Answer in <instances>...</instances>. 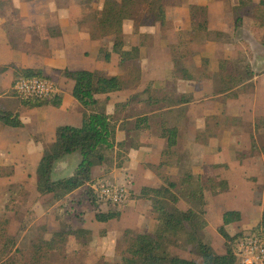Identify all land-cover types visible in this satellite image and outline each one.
Segmentation results:
<instances>
[{"label": "trees", "instance_id": "16d2710c", "mask_svg": "<svg viewBox=\"0 0 264 264\" xmlns=\"http://www.w3.org/2000/svg\"><path fill=\"white\" fill-rule=\"evenodd\" d=\"M0 5L7 6L2 5V2ZM82 6L83 16L80 24L90 23L91 38L100 39L112 36V50L102 46L99 50L100 58L110 62L112 54L117 53L120 56L119 66L124 73L109 75L103 70H72L69 68L62 70L66 78L74 81L73 96L85 108L83 121L81 126L65 124L57 127L55 141L45 149L37 166V190L42 195L50 194L55 201H59L67 194L93 182L92 173L95 166L102 167L105 172H109L115 165L122 167L129 150L140 147L141 130L149 129L154 134L167 139L161 162L158 165H151V168L163 180V184L156 187L143 186L139 197L147 200L151 206L150 214L155 221L154 229L147 232L126 228L123 239L117 247L120 260L105 264H239L234 253V245L237 240L246 236L264 235V212L260 223L251 228L250 232L239 231L231 235L227 231L226 225L240 221L242 216L238 210L225 211L223 223L218 228L225 239V252L217 253L212 244L204 238L205 229L208 225L205 218L207 206L205 187L208 186L210 193L217 196L230 190L229 181L212 175L194 174L191 169L184 172L181 170L178 176L168 175L164 172V168L175 164L174 157L177 158L178 162L181 160L179 157L180 146H178L179 130L169 118L174 112L183 110L182 108L175 110L174 107L188 102V95H175V93L162 88L147 87L144 92L148 93L149 96L146 99H141L140 94H137L127 101L118 102L115 104L113 113L107 111L109 97L106 99L96 98L97 95L109 94L139 85L141 72L139 66L138 69L135 67L137 68L136 65L140 59V49L137 46L129 49L126 47L124 23L126 20H133L135 31L141 25L155 22L165 24L166 6L163 0H105L103 7L99 10H93L89 3ZM234 11L237 23L242 21L244 16H247L264 26V0L258 2L239 0ZM191 17L193 21V28L189 35L191 42L218 38L212 37V32L208 29L206 6L191 5ZM89 19L90 22H88ZM49 29L51 35L54 36L56 34L55 28L50 27ZM203 32L208 35V38H203ZM222 34L221 32L216 33V35L221 36ZM203 61L205 68L208 61L207 59ZM230 63L231 60L229 59L221 60V72L218 76L216 75L217 77L215 76L217 83L221 84V91H227L245 83L254 74L250 70V65H247L245 74L235 73L230 70ZM175 66V75L186 79L196 77V74L193 75L185 66H181L176 61ZM202 71L204 70H199V72ZM20 73V76L25 77L48 78L44 76L41 70L34 68H24ZM198 76L203 77L204 75L199 74ZM14 94L22 100L25 106L30 108L46 105L58 107L63 102L60 94L46 99L24 97L15 90ZM236 95V92L230 93V97ZM163 108L169 109L161 110ZM211 120L214 121L213 124L207 123L209 137L210 134L215 136L216 126L221 124L218 121V116L211 117ZM0 123L13 127L23 126L18 114L1 110ZM119 131L125 133L121 140L117 136ZM209 137H204L203 140L207 141ZM200 138L199 134V140ZM76 151L81 152L83 159L74 173L70 176L53 178L57 162ZM113 155H116L115 158L117 159L115 165H113ZM14 172L13 166L0 165L1 177L13 176ZM87 191L93 194L92 202L96 208H99L102 204L93 189H87ZM180 200L187 201L190 206L184 209L179 207ZM121 215L122 211L96 209L95 219L100 222H109L120 219ZM3 225L4 223L0 221V241L5 237ZM89 233L90 230L86 228L56 231L51 239L43 238L41 243L34 244V254H40L44 249V252H47L58 248L60 242L65 243L71 235L82 236ZM10 240L12 239H6L3 245H0V264H6L7 260L10 262L14 257L12 255L13 250L10 249L14 242ZM173 247L184 249L193 247L192 250L200 260L172 253L171 248ZM18 252H20L19 249L16 250V253ZM5 257L8 258L4 260ZM42 257L43 255L37 256L38 259Z\"/></svg>", "mask_w": 264, "mask_h": 264}, {"label": "crops", "instance_id": "0c3cea01", "mask_svg": "<svg viewBox=\"0 0 264 264\" xmlns=\"http://www.w3.org/2000/svg\"><path fill=\"white\" fill-rule=\"evenodd\" d=\"M238 3L239 1L237 4ZM223 4L224 3H222V1L219 2V0H185L180 5L174 7L177 17L173 23L175 26V31L178 33V38L174 43L171 44H173V46L176 45L178 51L175 54L173 46L171 47L170 45L172 53L171 60L164 69L163 67L160 68L162 78L158 79V82H156L157 84L154 82H149L142 90H139L138 88L142 85L143 81L142 75L144 71L141 62L142 53L144 47H146V43L144 42L145 34L151 33L157 26L162 28L166 27L167 24L170 23V8L169 6L166 8V26L161 22H155L153 24L141 25L138 27V30L135 31V22L133 20H129V36L136 40V37L139 35L138 42L135 41V43H129V48L137 46L140 49V83L137 87L109 94L97 95L96 98L106 99L109 97L107 111L108 113H113L115 110V104L118 102L127 101L137 94H140L141 99H146L149 96L148 93L144 92L147 87H151L153 89L162 88L167 90L166 86L170 85V87L172 86V90L170 89L172 91L171 93H175V95L187 94L189 101L183 104H178L174 107L175 110L180 108L183 110L174 112L169 118L179 130L178 146L181 147V139L188 137L190 143H188L186 146L187 152L192 155L193 159H195L190 167L193 173H202L206 176L212 175L219 178H224L227 179L230 184V190L228 192L217 196H213L210 193V188L208 186L205 187L207 197L205 218L208 222V225L205 229V234L210 228L217 230L222 225L223 213L225 211L238 210L241 212V220L226 225L227 231L233 235L243 229L249 227L253 228L254 226L258 225L264 212V187L260 193L261 198L260 195H255V192L251 190L252 186L250 189H248V185L257 183L259 185L261 184L259 182H250L244 177H241V168H243V163L241 161H237L235 155H229V159L223 155L224 152L233 154V152L237 153L239 150H241L240 144H238V140L240 139L239 137L245 139L253 138V135H255L257 132V124L261 118L264 120V69H257L258 60L256 59V56L248 52L247 43L242 39L232 37V40L228 41L222 40L224 38H212L201 42L190 41L189 35L193 28L191 5H203L207 7L208 29L212 33L221 32L223 33L222 37L226 36V33L231 34V30L233 31L235 29L234 23H236V19L234 20L233 16L226 11ZM82 16L83 6L81 5V15L78 20L76 19L77 25H81L80 20ZM248 19L251 20V24H253L255 28L260 29L261 31L264 29L263 25L255 22L252 18L249 17ZM2 23L3 22L0 21V25ZM125 25L126 23H124V26ZM82 31H84L82 37L84 36L85 38H88V40L92 43L91 46H93V48L96 50V60H94V62L100 63L101 65L91 68L85 66V60L82 57H78L77 60L68 58L66 61H69L74 65L67 64L63 69L103 70L109 75L123 74V70L121 69V72H111L109 68V65L113 62L115 55L118 56V54L113 53L110 62H106L105 60L101 59L99 56V50L102 46H105L102 44V38L93 39L91 38L90 32L85 30ZM2 32H4L3 36L1 35L2 37H0L1 40H3L2 46L5 47L6 50L8 48V50L11 51V54L13 52L12 57H22V53L20 51L11 49L13 45L11 47L8 45L10 42L8 43L5 31ZM68 33L73 35V37L79 34L76 28L71 29L68 31ZM124 33L126 34L125 28ZM251 33L254 34L253 31ZM170 42L171 41H167V44ZM110 43L109 50H112V40ZM66 49L78 51L75 46H70ZM83 50L84 55L82 56H85L87 51L90 49H87L86 46H83ZM241 51L246 52L247 56L249 57L250 70L254 73L253 77L248 79L245 83L237 85L230 90L221 91V84H218L215 80L218 74L221 72L220 62L223 59L231 60L237 57ZM167 56H170V52H167ZM204 59H207L208 62L207 66L203 69ZM175 61L181 66H185V68L193 75L196 74V77L192 79H186L181 76H175ZM10 68L6 70L4 68L0 69V87L4 84L6 85L3 90L0 89V110L18 114L21 121L23 122V126L13 127L0 123V165L13 166L15 175L16 169H18L20 166L17 165L18 162L22 160L24 163H28L30 162L29 158L36 155L38 157L35 163V168L37 170L38 163L45 149H47L55 141L57 127L65 124L81 126L85 108L73 96L74 81L68 78V83L64 89L61 87L58 89V94L62 95L63 98V102L60 106L57 107L53 105H46L36 108L25 106L18 96H15V94L11 95L10 93L14 81L13 77L15 76L16 71V69ZM200 69H203L204 71L199 72ZM199 74H203L204 76L199 77ZM129 91L132 92L129 93ZM232 92H236L237 95L235 97H230V93ZM136 104L141 105L140 103ZM168 109L169 108H163L161 110L165 111ZM242 110L253 113V116L246 118L248 115H244L241 112ZM213 116L219 117L218 121H220L221 124L216 126V131L218 132L221 130V132L220 134L216 132L215 136H212L214 134H210L211 136L209 137L207 123H214V121L211 120V117ZM243 122L249 125L250 130L244 129L242 127ZM262 130L264 132V127L258 128V132H262ZM124 134V132L119 131L117 134L118 139L121 140L125 136ZM199 134L201 136L200 140ZM204 137H209V139L204 141ZM220 139H222L221 141L223 146L219 148L221 150H218L217 147H219V145H217V140ZM226 139H229V142ZM224 142H228L230 144L233 143V147L230 148V145H225ZM166 145V138L154 134L149 129L141 130L140 147L137 149L131 148L129 150L125 163L122 167H117L115 165L109 172H105L102 167L95 166L92 173L93 182L67 194L63 199L59 200V202L63 200L65 201L68 198H72V196H74L79 191L86 190L99 177H102V180H109L111 178V181L121 184H123L122 182H129V189L133 190L135 194H140L141 188L143 186L156 187L162 185L163 180L151 168V165H158L161 162L162 153ZM190 145L191 148H189ZM69 156L70 155L57 162L54 171L57 172L58 178L65 177L64 173L71 165V159ZM254 158L256 157L254 156ZM174 161L175 164L173 166L164 168V172L168 175L178 176L179 170L182 167V159L180 162H178L177 158L174 157ZM231 163L233 167H231ZM251 165L258 166L264 172V167H260L262 165L257 163H252ZM127 171H129V174L126 173ZM35 178L37 190V174ZM234 178L238 179L237 181L234 180L235 184L233 182ZM258 180L260 181V178ZM235 185L240 186L238 188L239 190L237 189V191H235ZM258 191L260 192V190ZM37 192L39 193L38 190ZM234 195L235 197H233ZM49 196L52 195L49 194ZM212 201L214 202L215 207L210 210L208 209V203ZM141 202L144 201L138 197L129 200V217L136 215L138 221H140L136 226L129 225V228L142 229V222L148 216L147 211H151V206L149 203L141 205ZM230 202H232V204L234 203V208L224 210L225 205ZM101 207L103 206L101 205ZM95 212L96 211H94V214ZM127 216V212L125 214L122 212L120 217V219H122L121 221L124 222ZM246 216L248 220L247 222H245ZM154 225L155 221L152 218L149 222L148 231H153ZM219 239L221 242H223V244L225 243L223 236L219 237ZM224 252L225 251L222 253Z\"/></svg>", "mask_w": 264, "mask_h": 264}, {"label": "rangeland", "instance_id": "374dc122", "mask_svg": "<svg viewBox=\"0 0 264 264\" xmlns=\"http://www.w3.org/2000/svg\"><path fill=\"white\" fill-rule=\"evenodd\" d=\"M183 1L185 0H163L166 8L167 6L170 8V23H166L167 26L165 24L166 27L162 28L157 26L151 33L145 34L144 42L146 43V47H144L141 62L144 72L142 75V85L138 88L139 90H142L149 82H158V79L162 78L160 68L163 67L164 69L165 66L170 63L172 54L170 45L172 47L173 44L171 43H174L178 38V33L175 31L173 23L177 17L174 7L180 5ZM221 1L224 3L223 6L226 11L232 15L235 20L236 14L234 8L239 0H219V2ZM1 2L2 5L4 4L7 6L4 7L0 5V21L3 22L0 25V37L3 36L4 32L2 31H5L8 43L10 42L8 45L10 47L13 45L11 49H16L22 53V57H12L13 52L11 54L8 48L6 50L5 47L2 46L3 40L0 38V69L4 68L6 70L10 67V69H16L15 76L13 77L14 80L20 76V71L22 69L33 67L37 70H41L44 76L53 80L57 89L60 87L64 89L68 80L63 75L62 69L67 64L74 65L66 61L68 58L77 60L78 57H82L85 60V66L91 68L101 65L100 63L94 62V60H96V50L91 46L92 43L88 38L82 37L84 33L82 30L89 32L90 23L77 25L76 19L78 20L81 15V5L89 3V6L93 10H99L103 7L105 0H0V3ZM89 6H87V8H89ZM243 18L242 21L234 23L235 29L233 31L231 30V34L226 33V36L222 37L221 35L212 33L211 36L224 38L222 40L225 41L232 40V37L242 39L247 43L248 52L256 56L258 60L257 69L263 70L264 29L261 31L255 28V26L251 24V20L248 19L249 17ZM88 22H90V19ZM125 23L126 25L124 28L126 34L124 38L126 47L129 49V43L138 42L139 35L136 37V40L130 37L129 20ZM50 27L56 30L54 36L51 35ZM75 28L79 34L73 37L68 31ZM252 31L254 34L251 33ZM202 34L203 38H208L206 33L203 32ZM111 40L112 36L102 38V44L105 45V48L110 49ZM167 41L171 42L167 44ZM70 46H75L78 51L67 50L66 48ZM83 46L90 49L85 56H82L84 55ZM178 46L180 47L179 44ZM173 50L176 54L178 51L176 45L173 46ZM167 52H170V56H167ZM119 58V55H115L113 62L110 63L109 68L111 72H121L122 69L118 64ZM249 61L246 52L241 51L237 57L231 59L230 70L235 73L239 72L245 74L247 65H250ZM136 66L137 68L135 67V69H138L139 66L141 70L139 62ZM135 74H137V72ZM5 86L4 84L0 89L3 90ZM166 89L172 92V86L170 87V85H167ZM130 92L132 91H129V93ZM10 93L14 95V83ZM241 112L244 115H248L246 118L253 116V113H249L245 110ZM262 119L263 118H261L257 124V132L253 135V138L245 139L239 137V140L237 138L241 150L237 153L233 152V154L223 153L226 158H228L229 155H235L237 161L243 163L241 177H244L250 182H259L261 184L248 185V189L252 186L251 190L255 192V195H260V198V193L264 187V172L258 166H252L251 164L257 163L262 165L260 166L261 168L264 167V132L263 130L262 132H258V128L264 127V121ZM242 127L250 130L249 125L244 122L242 123ZM220 132L221 130L217 133L220 134ZM181 140V153H179V157L182 159V167L179 170V174L181 170L184 172L190 169L195 161L192 155L187 152L186 146L190 143L189 138L185 137ZM221 140L222 139L217 140V145H219V147H217L218 150H221L219 148L223 146ZM226 140L228 141L229 139ZM228 142H224L225 145H230V148L233 147V143L231 142L232 144H230ZM189 148H191V145ZM254 156L256 158H254ZM113 157V165H115L117 160L115 158L116 155H113ZM37 158L36 155L29 158L30 162L28 163H24L22 160L18 162L17 165L20 166L16 169V173L12 177L0 176V221L4 223L3 227L5 228V237L0 241V245H3L6 239H12L10 241L14 242V245L10 248L13 250L12 255L14 257L10 262L7 260L6 264H105L120 260L117 247L123 239L125 229L128 228L129 225L136 226L139 224L138 222H140L136 215L129 217V201L121 207L102 205L103 207L100 206L96 208L94 207L95 204L92 202L93 194L87 191V189L89 190L91 188L79 191L72 196V198L60 202L55 201L52 196L41 195L36 190L35 163ZM69 158L71 159V165L64 173V176H70L74 173V170L82 162L83 156L80 151H76L71 154ZM231 167H233V165ZM126 173L129 174V171ZM53 178H58L56 171L53 172ZM101 178L102 177L97 178L95 182L97 183L100 180L105 181V179L102 180ZM259 178L260 181L258 180ZM234 180L237 181L238 179L234 178L233 182ZM122 183L129 189V182ZM239 187V185H235V191H237ZM258 190H260V192ZM129 191V199L132 200L133 198L140 197V194H135L133 190L129 189ZM235 195L233 197H235ZM142 200L144 202H141V205L149 203L148 201L146 202L145 199ZM178 206L184 209L188 208L190 205L187 201L180 200ZM214 207L215 204L213 201L208 203V209L211 210ZM230 208H234V203L232 204V202H230L226 204L224 210ZM96 209L102 211L112 209L122 211L124 214L127 212L128 216L125 219L126 222L121 221L122 219L100 222L95 219L94 211H96ZM148 211L147 218L142 222L143 228H135V231L143 230L150 232L148 229L152 215ZM247 221L246 216L245 222ZM70 228H86L90 230V233L82 236L71 235L65 243L60 242L58 248L47 252H44V249L40 254H34L35 243H41L43 238L51 239L56 231L69 230ZM243 230L248 233L251 231V228L249 227ZM219 237H222V235L218 229L210 228L206 234L204 233L205 240L213 244L217 253H222L225 251V244L221 242ZM17 249H19L20 252L16 253ZM171 249L172 253L182 257H193L200 260L192 250L193 247H189L188 249L173 247ZM39 255H43V257L38 259L37 256ZM7 258L8 257H5L4 260Z\"/></svg>", "mask_w": 264, "mask_h": 264}, {"label": "built area", "instance_id": "2783aa9c", "mask_svg": "<svg viewBox=\"0 0 264 264\" xmlns=\"http://www.w3.org/2000/svg\"><path fill=\"white\" fill-rule=\"evenodd\" d=\"M14 90L24 97L51 98L58 93L53 80L20 76L14 82ZM102 205L121 207L128 202L126 185L110 180L94 182L90 186ZM234 253L239 264H264V235L252 234L236 241Z\"/></svg>", "mask_w": 264, "mask_h": 264}]
</instances>
